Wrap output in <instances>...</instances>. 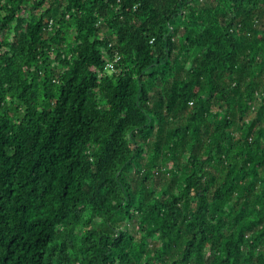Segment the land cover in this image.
<instances>
[{
    "label": "clouds",
    "instance_id": "obj_1",
    "mask_svg": "<svg viewBox=\"0 0 264 264\" xmlns=\"http://www.w3.org/2000/svg\"><path fill=\"white\" fill-rule=\"evenodd\" d=\"M0 264H264V0H0Z\"/></svg>",
    "mask_w": 264,
    "mask_h": 264
}]
</instances>
